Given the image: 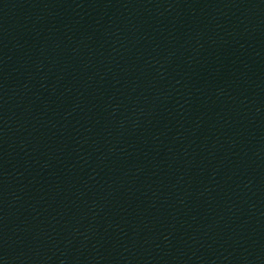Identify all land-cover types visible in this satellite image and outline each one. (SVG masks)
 I'll list each match as a JSON object with an SVG mask.
<instances>
[{
	"label": "water",
	"instance_id": "obj_1",
	"mask_svg": "<svg viewBox=\"0 0 264 264\" xmlns=\"http://www.w3.org/2000/svg\"><path fill=\"white\" fill-rule=\"evenodd\" d=\"M0 264H264V0H0Z\"/></svg>",
	"mask_w": 264,
	"mask_h": 264
}]
</instances>
